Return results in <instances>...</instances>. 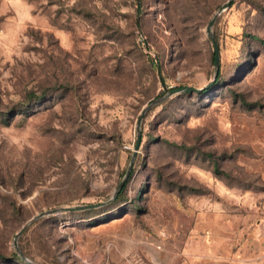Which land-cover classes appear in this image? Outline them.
<instances>
[{
	"label": "rangeland",
	"instance_id": "rangeland-1",
	"mask_svg": "<svg viewBox=\"0 0 264 264\" xmlns=\"http://www.w3.org/2000/svg\"><path fill=\"white\" fill-rule=\"evenodd\" d=\"M226 1L0 0V264H264V0Z\"/></svg>",
	"mask_w": 264,
	"mask_h": 264
},
{
	"label": "water",
	"instance_id": "water-1",
	"mask_svg": "<svg viewBox=\"0 0 264 264\" xmlns=\"http://www.w3.org/2000/svg\"><path fill=\"white\" fill-rule=\"evenodd\" d=\"M230 4V0H227L226 2H224L221 7L219 8L218 12L217 13H220L222 11L223 8H225L226 6H228ZM216 14H214L212 16V18L209 20L207 26H206V31L208 33H210V26L212 24V22L214 21L215 17H216ZM212 36V35H211ZM212 43H213V47H214V64L216 66V73L218 72V66H219V62H220V56H219V46H218V43L215 39L214 36H212ZM212 82V81H211ZM211 82H209L206 86H208L209 84H211ZM205 86V87H206ZM202 88L204 87H196V86H192V85H184V86H180V87H176V88H172L169 90V93H173V92H179V91H187V92H193V91H200ZM156 101H158V99H155L153 100L152 102H150V104H148L147 106H145L143 108V110L141 111L138 119H137V126H138V133H137V138H136V143H135V149L132 153V156H131V159H130V162L128 164V167H127V170L125 172V176L124 178L120 181V183L118 184L117 186V190L118 191L120 189V187L124 184V181L127 177V175L129 174L130 172V169H131V166H132V162H133V159H134V156H135V152H136V149L138 148V145L140 144V138H141V134H140V131H139V124H140V121H141V118L145 112V110L150 107L152 104H154ZM102 203L104 202H99V203H88V204H78V205H75V206H62L60 207L59 209H63V210H77V209H86V208H92L94 206H98V205H101ZM58 208H52V209H48V210H44V211H41L39 212L38 214L34 215L28 222H30L32 219L34 218H37V217H40V216H43V215H46V214H49V213H52L54 211H56ZM28 222H26L25 224H23L21 226V228L18 230V232L15 234V237H17L23 230L24 228L26 227V225L28 224ZM16 242V241H15ZM21 257L24 258L26 261L32 263V264H40V263H36V262H32L30 261L29 259H27L24 255H22L20 253Z\"/></svg>",
	"mask_w": 264,
	"mask_h": 264
},
{
	"label": "trees",
	"instance_id": "trees-1",
	"mask_svg": "<svg viewBox=\"0 0 264 264\" xmlns=\"http://www.w3.org/2000/svg\"><path fill=\"white\" fill-rule=\"evenodd\" d=\"M253 37H255L256 39H258L260 42L264 43V40L262 38H260L258 36H255V35ZM152 65H153V62H152ZM206 90H207V88L204 87L200 91H193V92H201V91H206ZM185 92H187V91H185ZM253 103H256V102H253ZM253 103L245 102V104H253ZM181 146L184 147V145H181ZM205 155H207L208 157H210V158L213 159V154L211 152L207 151V152H205ZM213 164H214V170H215V172L226 174V172L224 170H222L221 168H219V163H218V161L216 159H213Z\"/></svg>",
	"mask_w": 264,
	"mask_h": 264
}]
</instances>
